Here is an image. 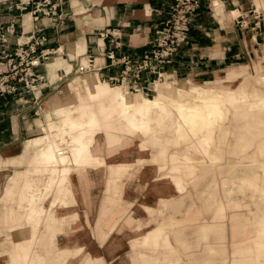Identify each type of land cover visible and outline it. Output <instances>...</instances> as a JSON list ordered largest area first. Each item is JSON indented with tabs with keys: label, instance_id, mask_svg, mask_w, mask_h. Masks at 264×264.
Segmentation results:
<instances>
[{
	"label": "bare ground",
	"instance_id": "6f19581e",
	"mask_svg": "<svg viewBox=\"0 0 264 264\" xmlns=\"http://www.w3.org/2000/svg\"><path fill=\"white\" fill-rule=\"evenodd\" d=\"M213 4L218 9L220 2L214 0ZM260 54L264 58V48ZM81 61L86 64L87 59ZM63 66L58 61L48 63L49 76L56 79ZM70 69L65 67V73L68 74ZM241 73L232 71L228 76H239ZM221 76L217 75L216 82L205 86L194 85L188 92L179 91L178 99L162 91L149 98L140 91L130 92L125 85L111 86L107 81L90 75L72 79L69 88L73 106L54 107L59 119L55 121L48 114L46 123L39 125L42 135L27 140L19 158L14 157L4 163H28L34 166V172L50 174L48 188H52L55 183L58 186L52 197V207L47 212L37 204L29 170L16 171L3 197L11 203L7 218L12 222V227H16L13 229L28 228L31 236L26 238L27 242L43 232L47 234V240H53L55 234L76 232L80 228L79 217L70 211L74 203L71 205L67 200L72 195L76 201L75 180L90 185L104 181L107 183V193L100 211L114 214L106 221L109 230L99 224L98 232L102 240H106L111 232L119 231L125 217L127 224L123 222V228L126 226L137 232L130 241L132 246L140 249L164 245L169 247L170 252H164L162 260L159 256L151 255L155 261L161 264H203L217 255V246L225 244L223 232L229 206L230 209L249 212L244 215L233 212L230 216V230L236 240L233 248L239 251V257L233 259V264H264V65L253 64L251 72L246 75L252 76V81H224ZM31 147L38 152L27 156ZM228 147L235 161L239 162L240 169L234 172L229 169L236 167V163H231V167L219 166L218 174H228L222 178L223 185L219 189L225 200L209 205V208H214L211 223L196 224L198 212L188 215V219L196 224L193 229L196 238L191 243L185 241L187 231L182 228L174 232L180 248L170 241L165 233L168 232L166 226L172 225L174 221L169 224L163 222L165 208L155 210L150 217H146L144 224L128 209L116 213V200L124 185L130 183L141 186L150 180L145 167L154 166L156 172L160 173L153 179L156 187H166L174 179L177 189H181L183 177L174 176L173 171H180L187 176H194L200 169L203 174L211 172L213 165L223 160V151ZM136 148L142 153L149 151L150 156L129 158L128 155ZM249 150L256 153H249ZM122 155L124 159H119ZM168 167L169 170L166 169ZM254 167L260 168L262 177L253 172ZM5 176L0 173V182ZM259 180L263 181L259 183ZM210 182L209 194L215 195L214 178ZM234 183L240 184L239 189L230 186ZM247 190L252 192L249 201L252 208L233 197V194L243 196ZM17 197L20 207L24 202L29 204L27 227L18 224ZM163 203L166 204L165 200ZM55 204L60 206L59 209L53 210ZM144 208L150 210L146 203ZM210 237L214 239L209 242ZM202 242L208 247L204 248L201 255L192 257L190 248H198ZM22 248L25 252L19 255H11L12 248L0 252V261L4 260V256L8 257L7 264H14V260L26 264H57L65 259L64 256H55L47 261L42 255L44 253L34 254L28 245ZM14 249L17 248L14 246ZM146 253L138 252L140 258L149 260ZM48 256H51V252H48Z\"/></svg>",
	"mask_w": 264,
	"mask_h": 264
},
{
	"label": "crops",
	"instance_id": "0c3cea01",
	"mask_svg": "<svg viewBox=\"0 0 264 264\" xmlns=\"http://www.w3.org/2000/svg\"><path fill=\"white\" fill-rule=\"evenodd\" d=\"M16 1L0 0V18L3 27L9 25L13 16H18L16 32L8 36V42L4 44L5 52H0V78L14 76L9 72L11 62L9 57L15 56L18 44L29 42L33 32L35 36L32 42L44 38L43 44L36 47L34 56L41 55L42 52L54 54L42 60L40 66L33 69V76H30L33 86L30 90L26 88L28 76H24L23 73L26 69L20 68L15 74V80H11V83L18 86V92L0 98V134L4 133L3 136L0 135L4 138L0 141V156L3 158L20 155L23 151V143L36 136L33 132L38 128L37 126L34 129L28 128L31 121L27 112L31 109L37 114V110L43 106V99L38 98V94L41 93V89H38V81L45 75L49 76L47 64L51 60H61L64 63L60 71L63 70L61 77L65 78L72 73L75 67L73 59L76 57L82 60L86 58V53H91L98 57L97 63H101L96 42L99 41V33L108 28L115 29L121 34V47L115 49L117 56L139 57L150 49L149 42L156 27L167 19L169 7L174 2V0H63L57 12V15H61L59 20L61 23L56 22L57 24L53 25L47 17H44L35 23L32 22L31 25L29 14L23 13L20 19L19 11L9 9ZM218 1L220 2L218 9L214 7L213 0L202 1L191 26L189 44L179 51L174 63L167 68V74H172L178 80L210 79L221 70L249 61L252 58L255 40L261 45L259 52L263 51L264 18L252 9V0ZM253 1L264 2V0ZM58 2L59 0H52L53 4ZM41 28L43 31L39 32ZM107 48L113 49L108 42ZM19 65L22 67L24 63L19 62ZM65 67L71 68L68 74L65 73ZM120 69L121 67L107 68L103 74L113 75ZM50 78L52 79L51 76ZM35 82L37 84H34ZM28 94L34 96L31 101L27 99ZM1 144L6 147L3 148ZM10 171L9 173H12L13 169L10 168ZM5 182L6 180L1 182L0 196ZM74 183L77 206L70 211L78 213L80 228L76 232L58 236V245L70 248L83 247L84 254L102 258L105 264H131L130 241L136 236L135 232L128 228H125L124 232L115 231L104 244H101L87 223L89 221L90 225H94L98 217L104 181L101 184L90 185L76 179ZM139 187L137 184L127 187L126 189L130 190L124 192V200L134 203L131 210L141 218L138 202L143 199L146 204L151 205L153 196L149 194L147 197H142L137 193ZM11 236L15 240H24L30 237L31 233L26 228L17 230ZM234 244L228 246L227 251L225 245L217 246L219 251H216L217 255L211 259L218 258L217 264L222 262L233 264V259L239 257L237 255L239 251L233 250ZM220 258H223V261L220 262ZM7 261L8 257L4 256L0 264H7ZM78 263L77 258L68 262V264Z\"/></svg>",
	"mask_w": 264,
	"mask_h": 264
},
{
	"label": "rangeland",
	"instance_id": "374dc122",
	"mask_svg": "<svg viewBox=\"0 0 264 264\" xmlns=\"http://www.w3.org/2000/svg\"><path fill=\"white\" fill-rule=\"evenodd\" d=\"M214 1V0H213ZM261 6V8H258V6ZM263 5V6H262ZM216 8V7H215ZM252 9L257 11V14H261V17L264 18V2L263 3H259L258 1L254 2L252 0ZM236 18V17H234ZM31 25H32V20H31ZM260 44V43H259ZM261 45H258V42L256 43L255 40V44H253V54H252V58L249 61H245V63L243 64H236L234 66H230L224 70H221L220 72H217L214 74V77L210 78V79H194V78H190L188 80H178L176 78H174V76H172V74H164V78L161 79L159 82H156V80L152 83L151 85V90L142 92L140 91L144 96L149 97V98H153L158 92L162 91L164 94H166L169 97L178 99L179 98V91L182 92H188L192 86L197 85V86H205L209 83H212L213 81L216 80L217 75H222L221 79L224 81L227 80H244V79H248L250 81H252V76H246L249 74V72H251L253 64H260L263 63L264 65V58L263 56L260 54L259 50H260ZM32 55L27 58L26 60L24 59L23 63L24 65L22 67H20L19 62L20 59L17 60L16 56H14V61L13 64L9 67V72L10 74L14 75L17 74L19 72L20 68H24V69H28L29 67L26 65V61L31 60ZM55 62L58 61L60 63L61 60H51L50 62ZM71 63V62H70ZM64 64V63H63ZM62 69V68H61ZM25 70V71H26ZM63 71V70H62ZM62 71H58V77L56 79H51L50 76L45 75L44 78L39 79L38 81V89H41V93L38 94V98L43 99V106L41 107V109L37 110V114L33 113L34 110L29 109L27 114L30 117V124L28 125V128H35V126H37L38 130L34 131L33 134H35L36 136H40L42 135V131L39 125H43L46 123L47 121V115L50 114L51 119L57 121L59 119L58 114L56 113L54 107H59V106H73L72 103V98H71V91L69 88V82L76 78V77H84V76H78L77 74L74 73V71H72L71 74L67 75V77H61ZM232 71H237V72H242L239 76H228V74ZM28 74L24 76H28V87L27 90H30L31 86H33V84L31 83V77L33 76L32 74L34 73L33 69L28 70L27 71ZM49 75V74H48ZM158 80V79H157ZM103 81V80H102ZM216 82V81H215ZM34 84H37V82H35ZM111 86H116V85H120V84H111L109 83ZM127 87V86H126ZM262 87H264V85H262ZM44 89L46 90L44 92ZM130 92H135V91H130ZM184 94V93H183ZM34 96L28 94L27 99L29 101H31V99ZM35 118H37L36 120H34ZM36 125H35V124ZM3 132L2 134H0L1 136H3ZM55 134V133H54ZM0 136V141H3L4 138H2ZM35 136V137H36ZM2 145V144H1ZM24 146V147H23ZM22 149H25V144L23 143ZM3 148H5L6 146H3ZM137 147V146H136ZM23 152V151H22ZM38 152V150L34 147L30 148V151L28 152L27 156L30 155H34ZM232 151L229 150V147L227 149H225V151H223L224 156L222 157L223 160L221 162H217L215 165H213V170L211 172L205 173L203 174V170H198L197 172H195L194 176H187L184 175L182 172L180 171H173V175L174 176H178L181 175L183 177L181 183H182V187L181 189H177V183L176 181L173 179V182L169 185L166 184V187H156L154 185L153 179L157 177V175H160V173H157L155 170L154 166H147L145 167V172L149 175L150 180H147L148 182H146L145 184H141V186L139 187V189H137V193L142 195V197H147L149 194H151V201L152 204L149 205L150 210H147L144 208V204H145V200H141L138 202L139 205V210L140 213H142V217L138 218L141 219L143 221V224L146 222V217H150V215L152 213H154L155 210H160L162 208H165V217L163 218V222L169 224L171 221H174V223H172V225L170 226H166V230L168 232H165L168 236L170 241L175 244L178 245L176 242V239L174 237V232H176L177 230H180V228H182V230H186L187 232H185V241L191 243L196 237L193 236V233H195L193 231V229L196 227V224H200L203 222H212V217H213V213H214V208L213 206L211 208H209V205L211 204H217V202L219 201H224L225 199L223 198V194L219 191V189L222 187L223 183H222V178L228 176L227 173H224L223 175H220L217 173V170H219V166H225V167H231L230 164L231 163H236V167H231L229 168L230 170H232V172L237 171L240 169V167H238V161L234 159L233 155H231ZM249 153L255 154L256 151H250ZM124 155H122L121 158L119 159H124L123 158ZM139 156H145V157H149L150 156V152L147 151L145 153L140 152L137 148L135 150H133V153L128 157L129 158H137ZM16 158H19L15 156ZM14 158V157H12ZM12 158H3L0 156V173L6 174L5 178L2 179L1 182H4L6 180V184L5 187L2 190V194L0 196V252L2 251H7L10 248H12L11 251V255H19V254H23V252H25V249L22 248L24 245H28L30 248V251L33 252L34 254L37 253H44L42 255L45 256V260L47 259L50 260L52 259V257L55 256H64L65 259L62 260L61 263H57V264H68L70 259H80L81 258V262L79 261L78 264H105L104 260L102 258H95L92 257L89 254H84L85 253V249L83 247H79V248H70L68 246L66 247H60L58 245L57 242V237L60 235H67L70 233H66V234H55L53 237V240H47V234L40 233L38 236L36 235V237L29 242H27V239L24 240H15L13 238V236H11V234H13L14 232H16L17 230H21V229H13L16 227H12V222L9 221V219L7 218V209L10 206V200L3 198L5 196V189L6 187H8V185L11 183V177L15 175L16 171L22 170H29V178L31 179L32 183H33V187L36 191V200H37V204H39L40 206H42L47 212L51 209V204H52V197L56 192V189H58L57 183L53 184L52 188H48L47 187V183L48 180L50 178V174L47 172H34V166H30L28 163H21V164H13V163H8V164H4L6 161L12 159ZM15 159V158H14ZM10 168L13 169L12 173L10 171ZM170 167L166 168L167 170H169ZM41 169V168H40ZM260 168L254 167L253 168V172H257L259 176L262 175V172L259 171ZM212 174V175H211ZM261 174V175H260ZM209 175V176H207ZM211 175V176H210ZM262 177V176H261ZM214 178V181L216 182V189H215V195H210L209 192H211V182L210 180ZM145 180V179H143ZM136 181V180H135ZM142 181V180H141ZM260 181L263 180H259ZM1 182H0V188H1ZM130 183H128L127 185H124V187L121 190V195L120 197L116 200V213L119 214L121 211H123L124 209H128L132 212V207L134 206L133 202H127L124 200V192L126 190H130V189H126L127 187L130 188L132 186L129 185ZM262 184L264 185V182H262ZM239 183H234L233 185H230L231 187H235L236 189H239ZM68 186V185H66ZM161 186H165V184H161ZM107 188V183L104 182V190H103V197L105 196V194L107 193L106 191ZM167 192H164V191ZM252 193L250 190H247V194L243 193L242 194H233V197L235 198V200L238 201H242L244 203H247L248 208H252V204L249 205V201H250V196ZM67 200L70 202V204L72 205V203H74V208L77 206V202L73 199L72 195H69L67 197ZM165 200L166 204L163 203V201ZM19 198H16V206L19 212V219H18V224H21L22 226L27 227V213H29V204L27 202H24L22 207L19 206L18 202H19ZM102 202H103V198H102ZM101 202V203H102ZM47 203V204H46ZM59 205L55 204V206L53 207V210H57L59 209ZM239 208V207H237ZM245 209V208H244ZM192 212H198V222L196 224L192 223V220L188 219V215ZM233 212H237L238 214H249L248 210H241V209H230L229 206L227 207V220H226V228H225V232H223L224 236H225V246L224 248H226V251L228 250V246H231L232 243H235V236L233 235L234 233L231 232L230 230V224H231V219L230 216L233 214ZM78 214V213H77ZM114 214V212H108L106 214H103L100 210L98 213V217L94 223V225H90L89 221H87L88 225L91 226L92 232H94L95 237L100 241L101 244H104L106 242V240L110 237L111 234H113V232H111V234L109 235V237L106 240H102L101 236H100V232L99 231V224H103L104 227L107 228V230H109V226L106 225V221L109 220L110 218H112V215ZM132 215L137 218L136 214L134 212H132ZM143 215L145 216V218H143ZM79 217V215H78ZM102 218V219H101ZM69 221H71V219L69 218ZM126 221V218L124 217L122 220V224H121V229L117 232H124L125 228H128L126 226H124L123 228V222ZM105 223V224H104ZM126 223V222H125ZM127 224V223H126ZM151 224H154V222H152ZM123 228V229H122ZM129 229V228H128ZM132 229V228H131ZM130 229V230H131ZM24 230V229H23ZM116 231V230H115ZM114 231V232H115ZM133 232V231H132ZM135 235H137V232L135 233ZM214 237H210L208 239V241L210 242L211 240H213ZM235 241V242H234ZM21 246H20V245ZM14 246L17 249H14ZM41 246H44L45 249H43ZM131 246V253H130V260H131V264H161V262L159 261H155L153 256H159V259L162 260L164 252H170L169 247L167 246H159V247H151V248H135L134 246ZM48 247V248H47ZM208 244L202 242L201 244H199L198 248L197 247H193L190 248V254L192 255V257H197L198 254L201 255L202 251H204V248H207ZM180 248V246H179ZM182 249V248H181ZM232 249V247H231ZM183 250V249H182ZM234 250V249H233ZM139 251H147V253L145 254L148 258H150L149 260H143L142 258L139 257L138 252ZM200 251V252H199ZM48 252H51V256H48ZM199 252V253H198ZM153 255V256H151ZM219 261V259L215 258V259H211L203 264H217ZM223 261V258H220V262ZM35 263V262H33ZM223 263V262H222ZM220 263V264H222ZM14 264H26L23 263L22 261H17L14 260ZM171 264H177V262H173Z\"/></svg>",
	"mask_w": 264,
	"mask_h": 264
},
{
	"label": "built area",
	"instance_id": "2783aa9c",
	"mask_svg": "<svg viewBox=\"0 0 264 264\" xmlns=\"http://www.w3.org/2000/svg\"><path fill=\"white\" fill-rule=\"evenodd\" d=\"M203 0H174L169 7L168 17L156 27L153 38L150 40V49L139 57L130 55L117 56L115 49L121 47V34L115 29H105L99 33V41L96 42V48L99 50L101 63H97L98 57L93 54H85L86 64H83L80 57L73 59L75 67L74 73L78 76H94L111 84L125 85L130 91L145 92L151 90V85L155 80L163 79V74L167 73V68L172 65L179 51L190 41V31L192 23L201 8ZM63 0L58 3H52V0H17L13 7L21 14H29L32 22L47 17L53 25L60 22L61 15H57L59 6ZM18 16H13L9 25L3 27V21L0 18V52L4 53V44L8 42V36L16 32ZM61 23V22H60ZM43 31V28L38 30ZM35 32L31 34L28 43L18 44L15 56L23 62L31 55V60L26 61L29 67L24 71L25 75L28 70L40 66L42 60L54 53L43 52L41 55L34 56L36 47L43 44L44 38L34 40ZM100 40L102 43H100ZM107 42L113 49L107 48ZM13 64L14 56L9 57ZM111 67H121L120 71L113 75H105L103 71ZM98 75V76H96ZM173 76V75H172ZM15 76H4L0 78V98L6 94L18 92V86L11 83Z\"/></svg>",
	"mask_w": 264,
	"mask_h": 264
}]
</instances>
